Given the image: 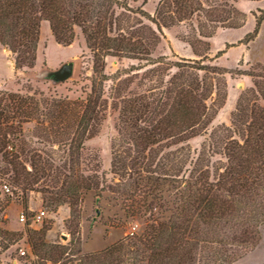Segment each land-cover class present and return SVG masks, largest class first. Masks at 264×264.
Returning <instances> with one entry per match:
<instances>
[{"label": "rangeland", "instance_id": "obj_1", "mask_svg": "<svg viewBox=\"0 0 264 264\" xmlns=\"http://www.w3.org/2000/svg\"><path fill=\"white\" fill-rule=\"evenodd\" d=\"M121 1L125 7L116 6L114 11L123 18L124 31L127 34L132 31L139 37L144 30L154 37L149 54L152 61L106 56L101 65L97 64L78 26L74 27L72 44L63 46L54 40L46 21L41 23L34 67L15 68L14 54L0 44V100H6L9 95L20 99L32 97L43 108L45 102L85 99L96 89L103 109L96 134L87 137L78 152L71 153L66 143L57 142L59 138L47 130L48 122L39 116L36 120L18 123L21 133L8 134L7 140L13 149H7L19 155L18 160L37 180L27 189L28 210L23 211V193L12 184L11 174L0 178L3 243L0 264H30L34 259L26 225L19 219L22 212L28 227L48 228L47 242L60 245L72 238L73 244L66 254L75 264L79 258L104 251L119 240L127 237L132 240L141 235L154 218L169 219L170 205L176 202L175 195L180 190L173 187L172 182L164 181L160 190L152 192L145 188L147 179L134 175L132 180H138L137 186L131 179L113 173L112 158L114 151L120 150L117 130L120 107L128 98L142 95L152 98L151 95L156 97L168 91L170 77L179 72L174 66L176 62L204 64L205 70L189 67L182 70L186 80L195 76L211 85L212 93L205 102L210 108L208 115L215 113L209 123L202 124L200 134L170 147L161 145L162 151L156 159L159 163H154L153 167L155 175L162 171L160 164L171 150L180 158L185 155L179 179H187L202 166L208 178L214 181L227 166L225 144L231 139L240 140L238 131L240 129L241 133L249 121V110L256 104L264 105V18L260 20L257 33L249 39L264 12V0H199L201 10L188 19H176L171 26H157L148 18H156L165 0ZM69 61L74 66L67 80L54 82L45 77L47 71ZM238 109L245 117H236ZM21 148L25 153L20 152ZM33 163L37 168H32ZM5 166L0 153V167ZM64 174L93 178L97 188L82 190L73 209L68 200L54 211L49 200L56 197ZM125 181L132 186H125ZM4 184L13 195L5 192ZM41 209L46 211L45 216L33 223L32 216ZM127 211L134 213L128 215ZM230 247L243 253L233 264H264V225L258 228L255 244ZM20 249L25 250L24 255L20 254Z\"/></svg>", "mask_w": 264, "mask_h": 264}, {"label": "trees", "instance_id": "obj_2", "mask_svg": "<svg viewBox=\"0 0 264 264\" xmlns=\"http://www.w3.org/2000/svg\"><path fill=\"white\" fill-rule=\"evenodd\" d=\"M116 6L125 7L121 0H0V44L14 54L15 68H32L41 23L46 21L54 40L63 46L72 44L74 27L78 26L97 64L101 65L106 56L150 61L154 37L144 30L139 37L132 31L127 34L122 28L123 18L114 11ZM201 7L199 0H165L155 19L146 17L157 26H171L176 19H188ZM263 18L264 12L249 39L257 33ZM195 64L176 62L179 72L170 77L168 91L152 98H128L119 109L120 150L114 151L112 171L124 179L132 180L134 175L147 179L145 188L152 192L160 190L164 181L172 182L180 191L170 205L169 219L154 218L141 235L119 240L104 251L79 258L76 264H233L243 253L231 245L255 244L258 228L264 225V105L256 104L249 110V121L241 133L238 131L240 140L231 139L225 144L227 166L214 181L202 166L187 179H179L185 155L180 158L171 150L160 164V174H154L161 145L170 147L200 134L202 124L209 123L215 113L208 115L210 108L205 102L212 93L211 85L195 76L186 80L182 68L205 70L204 64ZM98 85L101 89L102 82ZM100 96L92 89L85 99L43 102V108L32 97L9 95L0 100V153L6 165L0 167V178L11 174L12 184L23 193V211L28 210L27 189L37 177H31L18 160L19 155L7 149H13L8 134L21 133L18 123L39 116L48 122L47 130L59 138L57 142L66 143L71 153L78 152L84 140L96 134L103 114ZM236 117L245 114L238 109ZM20 152L25 150L21 148ZM33 166L37 168L34 163ZM75 177L64 174L56 197L49 200L54 211L68 200L73 209L82 190L97 188L93 178ZM126 181L125 186H132ZM132 181L138 186V180ZM7 194L13 195V191ZM132 213L127 211L128 215ZM25 225L34 258L30 264H75L66 254L72 238L67 239L68 245H56L46 241L47 227L33 229L27 222Z\"/></svg>", "mask_w": 264, "mask_h": 264}, {"label": "water", "instance_id": "obj_3", "mask_svg": "<svg viewBox=\"0 0 264 264\" xmlns=\"http://www.w3.org/2000/svg\"><path fill=\"white\" fill-rule=\"evenodd\" d=\"M73 62L69 61L62 64L58 69L49 70L45 73V77L54 81V82H62L71 77L73 73Z\"/></svg>", "mask_w": 264, "mask_h": 264}, {"label": "built area", "instance_id": "obj_4", "mask_svg": "<svg viewBox=\"0 0 264 264\" xmlns=\"http://www.w3.org/2000/svg\"><path fill=\"white\" fill-rule=\"evenodd\" d=\"M3 189L5 190V192L9 193L11 191L10 187L7 185V184H4L3 185ZM46 214V211L41 209L39 210L37 213H35L33 216H32V221L33 223L34 222H40L42 220V218L45 216ZM20 221L26 223V216H25V213H21L20 214V217H19ZM3 250V243H2V239H1V236H0V252H2ZM20 254L24 255L25 254V250L24 249H20Z\"/></svg>", "mask_w": 264, "mask_h": 264}, {"label": "crops", "instance_id": "obj_5", "mask_svg": "<svg viewBox=\"0 0 264 264\" xmlns=\"http://www.w3.org/2000/svg\"><path fill=\"white\" fill-rule=\"evenodd\" d=\"M11 63H13V61L11 60ZM14 69V68H13Z\"/></svg>", "mask_w": 264, "mask_h": 264}]
</instances>
